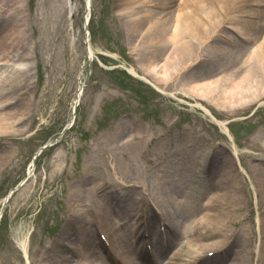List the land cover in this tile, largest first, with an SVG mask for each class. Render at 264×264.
Here are the masks:
<instances>
[{
  "label": "rangeland",
  "instance_id": "obj_1",
  "mask_svg": "<svg viewBox=\"0 0 264 264\" xmlns=\"http://www.w3.org/2000/svg\"><path fill=\"white\" fill-rule=\"evenodd\" d=\"M121 1L91 0L88 10V0H0V39L11 33L15 38L4 65L7 79L0 84V105L7 123L0 130V213L7 194L29 176L3 209L0 264H58L67 254L74 255L67 243H86V249H96L110 258V264H122V255H110L105 243L96 244L100 239L96 226L87 221L99 202L115 209L129 204L134 209L139 224L146 225L136 239L140 243L150 240L154 250L158 247L168 253L159 264H264V206L259 209L257 196L258 181L264 179V92L246 110L183 94L212 70L219 77L228 73L220 79L219 88L231 89V81L250 69L247 82L257 79L264 89V65L256 53L247 54L264 42V31L259 28L264 0H239L237 20L214 26L205 22L198 35H178L177 48L164 40L157 46L145 43L146 38L136 33L144 25L133 30L137 21ZM167 1L172 2L137 0L135 5L144 15L174 8ZM88 13L94 59H89L85 44ZM225 47L234 54L221 67L224 70H218ZM154 51L159 63L174 54L164 67L165 75H170L166 80L156 79L157 72L146 68ZM23 58L30 60V68L17 66ZM125 66L165 81L155 83L175 96L133 76ZM174 72L179 75L172 78ZM233 100L229 103L238 104V97ZM198 103L217 118L232 121L231 135ZM56 138L54 145L34 159L41 146ZM194 166H199V176ZM218 180L229 183L236 197L243 199L241 212L246 219L230 224L231 237L223 246L202 254L203 248L213 244V237L191 246H182L175 237L182 231L181 218L199 211ZM133 182L137 187L126 186ZM142 185L167 195L188 192L191 198L181 208L168 203L176 210L169 220L176 221L179 229L162 214L154 215L140 200L145 193ZM76 201L93 206L78 215L73 211ZM100 232L99 236L105 235ZM25 239L27 252L22 246ZM132 245L123 255L129 249L137 256ZM175 251L180 253L178 259Z\"/></svg>",
  "mask_w": 264,
  "mask_h": 264
},
{
  "label": "bare ground",
  "instance_id": "obj_2",
  "mask_svg": "<svg viewBox=\"0 0 264 264\" xmlns=\"http://www.w3.org/2000/svg\"><path fill=\"white\" fill-rule=\"evenodd\" d=\"M154 1V0H153ZM172 2H164L165 4H171V7H174L172 9H169L165 12H157V11H147L144 15H140L139 12H137L135 3L137 0H122L121 6H124L126 12L129 13V16L132 20L137 21V25L133 30H137L141 27V30H139L136 33H139L140 38L145 37L146 42H153L154 46H157L158 44L162 43V41H166V43H171L172 46H179V41H177V36L181 34H193L198 35L203 32V23L207 22L211 24V26L214 24H222L223 22L228 21V19L231 20H237L238 15H236V11H238L239 8V0H181V2L178 4L176 0H171ZM244 0H241L240 2H243ZM144 3L151 2V0H143ZM161 4L162 2H158ZM236 12V13H235ZM260 29L264 31V24L262 22V18L264 17V11L261 12L260 10ZM163 15V16H161ZM264 21V20H263ZM139 22L141 24L139 25ZM139 25V26H138ZM213 25V26H214ZM214 32L217 31V28H213ZM211 30V31H212ZM210 31V32H211ZM13 34H7L1 37L0 39V84L4 82L6 77V68L2 69L3 61L10 58L9 55L11 51V47L15 45V38L12 36ZM178 43V44H177ZM177 44V45H176ZM135 47L136 44H134ZM152 51V50H151ZM155 54V51L153 52ZM256 53L259 58V61H261L264 65V42L261 43L259 48H252L249 49V52L247 53L249 57H252V54ZM234 54V50L225 47L222 50L221 55V63L220 66L217 68L218 70L221 69L223 64L230 61V58H232V55ZM256 55V56H257ZM174 54L170 56H165L164 60L160 61L159 63V57L158 55H153L152 59L148 61L147 63V70L150 73V70L154 73V70L157 72V75H154L156 79H168L170 75H165L166 70L164 67L167 65L166 61L170 59H174ZM235 57H238V53L235 54ZM198 58V55L196 59ZM220 58V57H219ZM171 60V61H172ZM30 60L27 58H23L21 61L18 62L19 68H30ZM163 62V63H162ZM187 63V62H185ZM181 66V65H180ZM128 70L133 73L135 76H139L141 78H144L151 82H158L163 83L165 81L158 80L155 81L154 76H150L151 78L147 77L148 73L146 75H140L139 70L135 68L134 66H127ZM184 68V67H183ZM223 69V68H222ZM214 71V70H213ZM213 71H210L208 75L206 74V78L203 80H199L198 82H195L192 85H189V88L184 89L186 90L187 94H190L193 97H198L201 99L209 100L211 102L216 103L219 106H222L225 108V106H234L235 109H243L246 110L249 108V104H252L254 100H260L262 99V95L264 94V89H261L260 82H258L257 79H252L251 81L255 82V84H251V81L249 83L247 82V78L252 75V72H250V69H245V75L241 77L239 80L234 79L231 81V89L227 90L229 86L221 85L219 88V83H221V80L223 77L228 76V73L219 77L218 74H212ZM159 72V73H158ZM210 74V75H209ZM178 72H174L171 76L172 78H175L178 76ZM164 79V80H166ZM258 82V83H257ZM153 83V84H154ZM157 84V83H155ZM264 84V82H263ZM257 85V88L255 86ZM219 88V89H218ZM264 88V87H263ZM172 95H175L174 92H170ZM263 93V94H262ZM0 91V96H1ZM78 96H80V91L78 93ZM230 96V97H228ZM233 97H238V100L236 102L238 104H231L229 101H234ZM198 105H200L198 103ZM242 105V106H241ZM204 108V111L211 116V118L218 123L224 132L228 133L229 128L227 126V122L225 120L218 119L211 111L201 105ZM223 109V108H221ZM3 118L5 117L2 114V106L0 105V130L1 128L6 125V121L4 122ZM235 152H238V146L235 144ZM193 171L196 176H198V171H200L199 166H194ZM198 172V173H197ZM224 185L221 180L217 181L216 186L211 188L212 191L206 196L205 201L201 204V208L195 215H188L186 218H181L182 221L180 229V234H176V240H179L184 246L187 244L188 246L193 245L194 241H197L199 239H209L212 238L213 244H209L207 248H203L204 250L201 251L202 254L204 251L214 249L216 245L219 246L226 242L225 239L229 240L231 237V234H229V231L231 230L230 224L241 221L243 219H246L245 213L241 212V209L244 208L243 199L239 197V199L236 197L234 191L232 188H230L229 183H225L226 181H223ZM126 186L130 187H137V182H133L132 184H127ZM145 193L140 198V200L148 204L150 208L152 209V213L154 215H159L158 211L162 214L164 220L168 224H171V226H175V229H179V226L177 227V222L169 220V217H173V214L171 216V213L176 214L175 209H171L168 203L174 204L175 206L182 205L188 198H191L190 195H187L188 192L185 191V193L177 194V195H167V194H161L160 190L157 189V191H151L147 185H142ZM186 195V196H185ZM257 196H258V204L260 205L259 209H263L264 206V179H260L258 181V187H257ZM93 203H87L80 201H76L73 211H75L78 215L86 214L87 213V207L93 206ZM109 204V203H108ZM108 204L99 202V206L97 208L92 209L93 217L88 222L94 224L96 226V234L98 236L99 241H97L96 244L103 245V243L106 244V247L108 248V254L118 256L120 257L122 255V258H124V262L122 264H151L153 259H145L146 256L141 254L142 258H138V256H132L131 253L128 252L125 254V248L128 245H132V247L140 243V240L136 239V235L138 232H141V229L143 226H146L145 223L139 224L138 217H136L135 213L133 212L134 209L130 210L129 204L125 206H120L119 209H115L113 206L110 207ZM173 205V207H174ZM262 205V206H261ZM81 206V207H80ZM125 208V211H124ZM158 209V211H157ZM182 211V210H181ZM178 211V212H181ZM132 213L134 215H132ZM182 214H180L181 216ZM178 217V214L175 215ZM129 217L130 219H126ZM86 218V217H85ZM84 218V220H85ZM135 220V224L137 225L136 228H134V223H132V220ZM176 219V218H174ZM186 220V221H185ZM169 221V222H168ZM259 221L261 222V216L259 215ZM174 222V223H173ZM128 225H132L131 230L128 232H124V227ZM169 227V225H168ZM141 228V229H140ZM145 228V227H144ZM136 230V231H135ZM212 230V233H211ZM102 231L105 235L103 238H101V235L99 236V233ZM145 231V230H144ZM142 231L141 233H143ZM136 232L135 235H132ZM210 232V233H209ZM134 239L136 240H133ZM131 239V240H129ZM96 240H93L95 242ZM174 241V240H173ZM131 242V243H129ZM143 249L148 250L150 248L149 242L147 239L143 241ZM65 244V243H64ZM135 245V246H136ZM22 246L27 252V239L22 241ZM68 249H70L71 253L73 252L74 255L67 254L66 258H62L58 264H110V258H106L104 255H102L99 251H96V249H93L92 251H89L87 248L86 243L78 245H70L69 243L66 244ZM158 256H156L154 264H158L160 260H162L163 257H166L168 255L167 252L164 251V249L159 248ZM242 252L243 249L241 250ZM136 253V252H135ZM180 253L178 251H175L173 253V256L178 259ZM199 255V254H198ZM74 256H78V259ZM147 260V261H146ZM146 262V263H145ZM121 264V262L119 263ZM171 264V261H170ZM239 264H243L240 263Z\"/></svg>",
  "mask_w": 264,
  "mask_h": 264
},
{
  "label": "water",
  "instance_id": "obj_3",
  "mask_svg": "<svg viewBox=\"0 0 264 264\" xmlns=\"http://www.w3.org/2000/svg\"><path fill=\"white\" fill-rule=\"evenodd\" d=\"M87 44L89 45V43H88V39H87Z\"/></svg>",
  "mask_w": 264,
  "mask_h": 264
}]
</instances>
